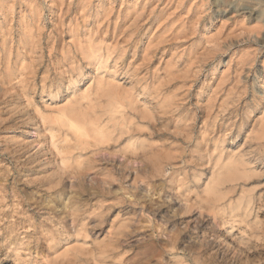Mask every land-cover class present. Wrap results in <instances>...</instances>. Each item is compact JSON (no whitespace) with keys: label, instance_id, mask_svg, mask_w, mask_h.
Returning <instances> with one entry per match:
<instances>
[{"label":"rangeland","instance_id":"rangeland-1","mask_svg":"<svg viewBox=\"0 0 264 264\" xmlns=\"http://www.w3.org/2000/svg\"><path fill=\"white\" fill-rule=\"evenodd\" d=\"M0 264H264V0H0Z\"/></svg>","mask_w":264,"mask_h":264},{"label":"bare ground","instance_id":"bare-ground-1","mask_svg":"<svg viewBox=\"0 0 264 264\" xmlns=\"http://www.w3.org/2000/svg\"><path fill=\"white\" fill-rule=\"evenodd\" d=\"M219 1H222V0H219ZM223 1H224V0H223ZM237 1H238V0H237ZM46 2H47V1H46ZM64 2H65V1H64ZM164 2H165V1H164ZM168 2H169V1H168ZM179 2H180V1H179ZM217 2H218V1H217ZM235 2H236V1H235ZM241 2H242V1H241ZM11 3H12V2H11ZM133 3H134V2H133ZM171 3H172V2H171ZM200 3H201V2H200ZM200 3H199V4H200ZM221 3H223V2H221ZM119 4H120V3H119ZM162 4H163V3H162ZM168 4H170V3H168ZM248 4H250V3H248ZM54 5H55V4H54ZM146 5H147V4H146ZM153 5H154V4H153ZM178 5H179V4H178ZM187 5H188V4H187ZM222 5H223V4H222ZM222 5H221V6H222ZM225 5H227V7H232V6H233V3L230 2V3L225 4ZM254 5H255V4H254ZM164 6H165V5H164ZM166 6H167V5H166ZM169 6H170V5H169ZM169 6H168V7H169ZM181 6H182V5H181ZM183 6H184V5H183ZM221 6H220V7H221ZM250 6H251V5H250ZM125 7H126V6H125ZM140 7H141V6H140ZM162 7H163V6H162ZM174 7H175V6H174ZM186 7H187V6H186ZM186 7H185V8H186ZM201 7H202V5H201ZM201 7H200V8H201ZM225 7H226V6H225ZM234 7H235V5H234ZM252 7H253V6H252ZM137 8H138V7H137ZM183 8H184V7H183ZM191 8H192V7H191ZM202 8H203V7H202ZM221 8H222V7H221ZM113 9H114V8H113ZM126 9H127V8H126ZM196 9H197V8H196ZM235 9H237V7H236ZM235 9H234V10H235ZM149 10H150V8H149ZM185 10H186V9H185ZM194 10H195V9H194ZM227 10H228V9H227ZM244 10H245V9H244ZM114 11H115V10H114ZM161 11H162V10H161ZM175 11H176V10H175ZM182 11H183V10H182ZM188 11H189V10H188ZM223 11H224V10H223ZM239 11H240V10H239ZM168 12H169V11H168ZM185 12H186V11H185ZM229 12H230V11H229ZM178 13H179V12H178ZM205 13H206V12H205ZM244 13H245V12H244ZM244 13H243V14H244ZM246 13H247V12H246ZM134 14H136V13H134ZM223 14H224V13H223ZM223 14H222V15H223ZM197 15H198V14H197ZM228 15H229V14H228ZM154 16H155V15H154ZM165 16H166V15H165ZM171 16H172V15H171ZM179 16H180V15H179ZM79 17H80V16H79ZM175 17H176V16H175ZM175 17H174V18H175ZM228 17H229V16H228ZM255 17H256V16H255ZM145 18H146V17H145ZM153 18H154V17H153ZM163 18H164V17H162V19H163ZM167 18H168V17H167ZM174 18H173V19H174ZM196 18H197V17H196ZM196 18H195V19H196ZM216 18H217V17H216ZM81 19H82V17H81ZM164 19H165V18H164ZM236 19H237V18H236ZM151 20H152V19H151ZM156 20H158V18H157ZM169 20H170V19H169ZM197 20H198V19H196V21H197ZM237 20H238V19H237ZM254 20H255V19H254ZM152 21H153V20H152ZM163 21H165V20H163ZM171 21H172V20H171ZM175 21H176V19H175ZM184 21H185V20H184ZM220 21H221V20H220ZM232 21H233V20H232ZM234 21H235V20H234ZM241 21H242V20H241ZM243 21H244V20H243ZM127 22H128V21H127ZM153 22H154V21H153ZM157 22H158V21H157ZM160 22H161V20H160ZM173 22H174V21H173ZM33 23H34V22H33ZM198 23H199V22H198ZM152 24H153V23H152ZM166 24H168V23L166 22ZM166 24H164V27H165ZM94 25H95V24H94ZM122 25H123V24H122ZM170 25H171V24H170ZM196 25H197V24H196ZM145 26H146V25H145ZM167 26H168V25H167ZM167 26H166V27H167ZM175 26H176V25H175ZM194 26H195V25H194ZM156 27H157V26H156ZM234 27L239 28V27H237V26H235V25L233 26V28H234ZM240 27H241V26H240ZM151 28H153V27H151ZM151 28H150V29H151ZM154 28H155V27H154ZM154 28H153V29H154ZM177 28H178V27H177ZM177 28H176V29H177ZM243 28L245 29V27H243ZM251 28H252V27H251ZM143 29H144V28H143ZM150 29H148L149 33H150V31L152 30V29H151V30H150ZM159 29H160V28H159ZM194 29H195V28H194ZM226 29H227V28H226ZM228 29H229V28H228ZM246 29H247V28H246ZM108 30H109V29H108ZM166 30H167V28H166ZM168 30H169V29H168ZM168 30H167V31H168ZM195 30H196V29H195ZM231 30H233V29H231ZM234 30H235V29H234ZM237 30H238V29H237ZM237 30H236V31H237ZM158 31H159V30H158ZM163 31H164V30H161L160 32H163ZM167 31H164V33L167 32ZM90 32H91V31H90ZM189 32H190V31H189ZM222 32H223V31H222ZM149 33H148V35H149ZM155 33H156V32H155ZM168 33L170 34V32H168ZM172 33H173V32H172ZM172 33H171V34H172ZM174 33H175V32H174ZM190 33H191V32H190ZM233 33H235V31H234ZM102 34H103V33H102ZM138 34H139V33H138ZM151 34H153V33L151 32ZM159 34H160V33H159ZM159 34H158V35H159ZM239 34H240V33H239ZM239 34H238V35H239ZM254 34H256V33H254ZM258 34H259V33H258ZM92 35H94V34H92ZM156 35H157V33H156ZM162 35H163V33H162ZM162 35H160V37H161ZM173 35H174V34H173ZM222 35H223V34H222ZM231 35H232V34H231ZM235 35H236V34H235ZM153 36H154V35H153ZM171 36H172V35H171ZM249 36H250V35H249ZM84 37H85V36H84ZM110 37H111V36H110ZM174 37H175V36H174ZM174 37H173V39H174ZM238 37H239V36H238ZM88 38H89V37H88ZM138 38H139V37H138ZM157 38H159V37H157ZM166 38H167V37H166ZM166 38L164 37V39H166ZM176 39H178V38H176ZM176 39H175V40H176ZM182 39H183V38H182ZM216 39H217V38H216ZM103 40H104V39H103ZM151 40H152V39H151ZM170 40H171V39H170ZM178 40H179V39H178ZM113 41H114V40H113ZM211 41H212V39H211ZM74 42H75V41H74ZM85 42H86V41H85ZM152 42H153V41H152ZM167 42H168V41H167ZM213 42H215V41H212V43H213ZM216 42H217V41H216ZM218 42H219V41H218ZM210 44H211V43H210ZM103 46H104V45H103ZM101 47H102V46H101ZM104 47H105V46H104ZM144 47H145V46H144ZM86 48H87V47H86ZM99 48H100V47H99ZM146 48H147V47H146ZM78 49L81 50L80 47H79ZM141 49H142V48H141ZM88 51H89V50H88ZM105 52H106V51H105ZM100 54H101V53H100ZM99 56H100V55H99ZM99 56H98V57H99ZM86 57H87V56H86ZM97 63H98V62H97ZM131 100H132V99H131ZM108 122H109V121H108ZM154 151H155V150H154ZM154 151H153V152H154ZM155 152H156V151H155ZM150 153H151V151H150ZM171 157H172V156H171ZM219 167H220V166H219ZM70 172H71V171H70ZM175 179H176V178H175ZM171 189H172V188H171ZM210 189H211V188H210ZM183 197H184V196H183ZM185 202H186V201H185ZM68 209H69V208H68ZM69 213H70V212H69ZM43 224H44V223H43ZM44 225H45V224H44ZM47 230H48V229H47ZM51 230H52V229H51ZM75 231H76V230H75ZM50 233H51V235H54L52 232H50ZM54 236H55V235H54ZM7 238H8V237H7ZM13 251H14V250H13Z\"/></svg>","mask_w":264,"mask_h":264}]
</instances>
